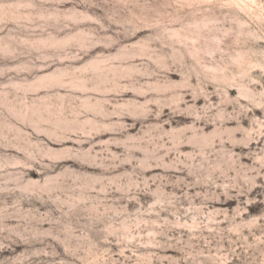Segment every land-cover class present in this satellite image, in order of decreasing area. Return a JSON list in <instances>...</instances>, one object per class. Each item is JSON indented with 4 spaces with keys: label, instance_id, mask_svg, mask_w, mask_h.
I'll return each instance as SVG.
<instances>
[{
    "label": "clouds",
    "instance_id": "9594fccd",
    "mask_svg": "<svg viewBox=\"0 0 264 264\" xmlns=\"http://www.w3.org/2000/svg\"><path fill=\"white\" fill-rule=\"evenodd\" d=\"M0 264H264V0H0Z\"/></svg>",
    "mask_w": 264,
    "mask_h": 264
},
{
    "label": "rangeland",
    "instance_id": "374dc122",
    "mask_svg": "<svg viewBox=\"0 0 264 264\" xmlns=\"http://www.w3.org/2000/svg\"><path fill=\"white\" fill-rule=\"evenodd\" d=\"M232 95H236L237 93H236V91L235 90H232V93H231ZM257 114H259V112L257 111ZM257 191H259V190H257ZM255 194V193H254ZM253 214H255V213H253Z\"/></svg>",
    "mask_w": 264,
    "mask_h": 264
}]
</instances>
